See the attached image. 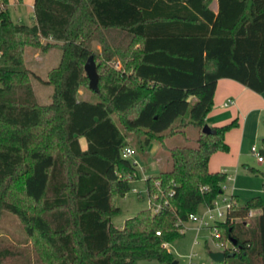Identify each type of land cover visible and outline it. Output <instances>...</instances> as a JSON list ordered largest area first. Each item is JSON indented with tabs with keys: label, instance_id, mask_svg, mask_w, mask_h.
<instances>
[{
	"label": "trees",
	"instance_id": "obj_1",
	"mask_svg": "<svg viewBox=\"0 0 264 264\" xmlns=\"http://www.w3.org/2000/svg\"><path fill=\"white\" fill-rule=\"evenodd\" d=\"M213 2L34 0L35 21L26 25L0 0V216H16L29 238L44 241L48 264H173L169 245L184 236L190 216L224 195L228 175L209 164L230 151L226 135L238 124L203 130L221 79L264 93V0H218V12ZM44 39L63 50L48 75L49 105L38 103L26 66L28 48L57 45ZM94 43L124 67L102 87L99 75L97 103L79 97ZM187 114L189 122L176 126ZM189 126L198 131L196 146L169 148L171 168L146 180L161 211L148 208L115 227V200L137 175L123 158L131 136L142 135L143 157L158 144L161 162L167 139ZM15 181L38 212L12 201ZM252 210H261L254 226L247 221ZM219 231L225 246L238 243L236 252L224 251L223 264H264V197L236 206ZM0 243V264L16 257L12 244Z\"/></svg>",
	"mask_w": 264,
	"mask_h": 264
},
{
	"label": "rangeland",
	"instance_id": "obj_2",
	"mask_svg": "<svg viewBox=\"0 0 264 264\" xmlns=\"http://www.w3.org/2000/svg\"><path fill=\"white\" fill-rule=\"evenodd\" d=\"M33 2L34 0H23L22 3H18L17 0H9V9L15 23L33 25ZM113 36V40L118 43L119 35H110V37ZM113 40L110 41L113 43ZM50 49L52 50L48 52L36 48L26 50V66L32 72V86L40 105H49L52 102L54 87L47 84L48 75L52 69L58 67L62 59V44L54 45ZM92 50L96 55L95 63L101 77L102 87L104 83L110 82L116 73H122L124 67L117 57H111L108 53H104L100 44L94 43ZM37 54H39L38 57H36ZM86 82L89 83V80ZM248 92L254 96L256 110L248 115L245 112L243 116L235 119L238 125L226 135L230 151L218 153L210 163L211 169L221 172L227 170L229 173L231 182H229L224 195L231 196L233 194L238 197L237 206H244L255 197H264V177L250 171V169H254L264 172V163H259L258 158L252 153L254 146L259 151H264V108L261 107L264 106V97L251 90ZM79 97L92 103H97L100 100V97L89 88V84L82 86ZM183 122H189V114L180 119L176 126ZM243 130L245 136L242 134ZM184 132V134H177L167 139L166 148L162 151L161 162H156L154 158V149L156 145L159 148L158 144H152L148 151L151 155L147 153L149 157H143L139 147L140 140H143L141 139L142 135L131 136L130 147L136 151L131 160L137 164V175L131 184V191L125 197H117L115 200L116 207L120 208V212L112 217L115 227L123 228L127 220L150 208L146 180L149 177H157L161 170L171 168L168 149L196 146L197 129L189 126ZM12 201L19 203L31 212L36 213L40 209L38 205L32 204L26 199L21 181L12 183ZM203 213L204 209L202 208L199 215ZM256 222L257 218L251 220L250 223L254 226ZM185 227L184 236L169 245L174 262L177 264H216L210 257L212 252L217 251L211 232L207 229L198 231V227L191 222H188ZM0 242L12 244V250L17 253L16 257L3 264H48L47 256L50 255V252L47 245L39 239L29 238L25 227L16 216L9 214L0 216ZM1 246H3L2 243H0V248H2ZM138 264L160 263L140 261Z\"/></svg>",
	"mask_w": 264,
	"mask_h": 264
},
{
	"label": "crops",
	"instance_id": "obj_3",
	"mask_svg": "<svg viewBox=\"0 0 264 264\" xmlns=\"http://www.w3.org/2000/svg\"><path fill=\"white\" fill-rule=\"evenodd\" d=\"M32 9L34 11V2L32 4ZM212 9L215 12H218V0H214V2L212 4ZM34 17H35V13H34ZM34 21H35V19L33 18V24H34ZM43 43L47 44V43H55V42L52 39H47V40L44 39ZM55 44H59V43H55ZM50 50H52V49H47V50L41 49V51H46V52H48ZM38 55L39 54H37L36 57H38ZM248 91H249L248 88L244 87L243 85H241V84H239L233 80L221 79L218 82V86H217V90H216V94H215V98H214V107L206 118L207 126L210 128L225 126V125H228V124L232 123L233 121H235L236 118L243 116L245 114V112H247V115H248L250 112H253L254 110H256V108H255L256 104L254 102V96H252V94H250ZM262 95L264 97V93ZM228 100H233L234 104L228 108H224L223 105ZM251 102H253V103L251 104ZM261 107L264 108V106H261ZM245 110H247V111H245ZM242 134H243V136H245L244 130H243ZM83 140H84V142H83ZM80 142H81L82 149L86 150L87 149L86 140L81 139ZM157 150H158V148L156 145L155 149H154V155L157 152ZM148 151H149V149H148ZM261 153L264 156V151L261 150ZM148 154L151 155V153H148ZM216 155H218V153L212 156L210 163L212 162L213 158ZM259 163H264V160H263V162H259ZM209 169L211 172H214V173L215 172H221L218 170L215 171V170L211 169L210 164H209ZM224 171L227 172V170H224ZM227 174L229 175L228 172H227ZM229 182H231V180L226 183V189L229 186ZM231 196H233V194ZM237 200H239L238 197H237ZM205 210L206 209L204 208V212H205ZM196 226L198 227V225H196ZM198 231H200V230L198 229ZM214 252H218V251H214Z\"/></svg>",
	"mask_w": 264,
	"mask_h": 264
},
{
	"label": "built area",
	"instance_id": "obj_4",
	"mask_svg": "<svg viewBox=\"0 0 264 264\" xmlns=\"http://www.w3.org/2000/svg\"><path fill=\"white\" fill-rule=\"evenodd\" d=\"M233 104H234L233 100H228L223 105V107L228 108L232 106ZM252 153L258 158L259 162H263L264 156L261 153V151L258 150L256 146L252 148ZM135 154H136V151L133 148L127 147L123 151V158L131 160V158ZM223 173L227 174L226 171H224ZM230 180H231V177L228 175V181ZM225 190H226V186H225ZM236 206H237V202L233 201L232 196L222 195L217 199V201H215L213 207L206 208L205 212L202 215L193 214L190 216V222L198 225L199 230L207 229L211 232V235L213 237L214 246L218 252L224 253L225 250H231L232 252L237 251V248L235 246L231 244L228 246H225L222 242L218 241L221 239V232L219 231V224L222 222H226L229 214L234 210ZM149 209H151L153 213L157 214L161 211L162 206L160 204H155L150 200ZM260 214H261V210L250 211L247 216L248 224L250 225L251 220L258 218ZM180 232L182 235H184L186 232V227L181 229ZM157 234L161 235V233H157Z\"/></svg>",
	"mask_w": 264,
	"mask_h": 264
},
{
	"label": "water",
	"instance_id": "obj_5",
	"mask_svg": "<svg viewBox=\"0 0 264 264\" xmlns=\"http://www.w3.org/2000/svg\"><path fill=\"white\" fill-rule=\"evenodd\" d=\"M85 71L87 74V77L89 79V87L92 91H94L95 93L99 94L100 93V89H99V81H100V77H99V73H98V68L97 65L95 63L94 57L91 56L86 65H85ZM204 133H210V127L205 126ZM231 242L237 246V241L234 239H231ZM211 259L216 263V264H223L226 260V255L223 252H212L210 254ZM173 264H177V262H174Z\"/></svg>",
	"mask_w": 264,
	"mask_h": 264
}]
</instances>
